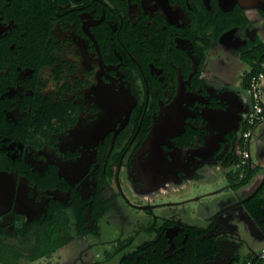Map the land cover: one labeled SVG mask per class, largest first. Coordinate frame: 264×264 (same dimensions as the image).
Wrapping results in <instances>:
<instances>
[{"label": "flooded vegetation", "instance_id": "af4514ba", "mask_svg": "<svg viewBox=\"0 0 264 264\" xmlns=\"http://www.w3.org/2000/svg\"><path fill=\"white\" fill-rule=\"evenodd\" d=\"M263 41L264 0H0V241L30 264H245L230 219L264 226V127L243 135ZM214 176L198 226L206 193L160 198ZM59 220L68 240L33 258Z\"/></svg>", "mask_w": 264, "mask_h": 264}, {"label": "crops", "instance_id": "0c3cea01", "mask_svg": "<svg viewBox=\"0 0 264 264\" xmlns=\"http://www.w3.org/2000/svg\"><path fill=\"white\" fill-rule=\"evenodd\" d=\"M251 69H252V64H250L248 74L251 71ZM261 127H264V119L259 124L256 125L254 131L257 132L261 130ZM219 178L220 177L214 176L212 179H219ZM208 183L212 184L214 182L209 180ZM250 186H251V183L247 184L245 188H249ZM214 189H217V188H214ZM222 195L223 194L220 195V193H217L215 195L205 196L202 200L194 201L195 202L194 209H189V212L186 213L184 217L185 223L193 227L198 226L201 223H204V219L208 215V212H209L207 205H209V203H211L212 200L214 201L217 198H220ZM210 197L212 198L214 197V198L210 200L209 202L207 199ZM194 210H196L197 212H195ZM214 210H215V206L210 209L211 212ZM244 213H246V216H247L246 218H239V219L236 217L231 218L230 224L233 227H235L237 230L236 234H234L235 238H237L238 236L237 232H238V234L241 237L243 236L246 239L244 243H245V248L247 252V256H246V259H247V258L255 257L257 255V252H259V250L264 246V226L263 225L260 226L256 221H254L253 216L247 210H245ZM244 238H241V240ZM262 264H264V261L262 262Z\"/></svg>", "mask_w": 264, "mask_h": 264}, {"label": "built area", "instance_id": "2783aa9c", "mask_svg": "<svg viewBox=\"0 0 264 264\" xmlns=\"http://www.w3.org/2000/svg\"><path fill=\"white\" fill-rule=\"evenodd\" d=\"M245 94L251 99V108L246 113L245 123L246 129L243 135L248 137L257 124L264 119V60L261 61L259 70L253 73L248 85L245 88ZM249 151L244 148L239 155V159L235 163V167L243 169L248 164ZM264 261V246L259 250L255 257L248 258L245 264H262Z\"/></svg>", "mask_w": 264, "mask_h": 264}, {"label": "trees", "instance_id": "16d2710c", "mask_svg": "<svg viewBox=\"0 0 264 264\" xmlns=\"http://www.w3.org/2000/svg\"><path fill=\"white\" fill-rule=\"evenodd\" d=\"M261 51L256 56H252L249 61L252 64V69L247 75V82L245 87L248 85L250 76L259 70L261 61L264 60V42L261 43ZM66 227V221L59 220L57 223L49 224L46 227V231L42 237L36 241V247L33 248V258L40 256L46 251L50 250V247H47L48 244H53V247L60 246L68 240L67 237L60 235L59 229ZM42 246L43 248H41ZM22 252L20 250L12 249L9 245L0 241V264H16L18 259L21 257Z\"/></svg>", "mask_w": 264, "mask_h": 264}, {"label": "rangeland", "instance_id": "374dc122", "mask_svg": "<svg viewBox=\"0 0 264 264\" xmlns=\"http://www.w3.org/2000/svg\"><path fill=\"white\" fill-rule=\"evenodd\" d=\"M210 181L214 182L212 184L208 183L209 181H195L192 183H188L181 191L165 194L164 196H161V199H167L171 198L173 200L175 199H187L189 197H197L200 196V194L207 193L211 190H215L214 188L218 187L219 185H222L224 180L222 178L219 179H210ZM25 259H20L17 264H30L26 262ZM35 264V263H32Z\"/></svg>", "mask_w": 264, "mask_h": 264}, {"label": "water", "instance_id": "95a60500", "mask_svg": "<svg viewBox=\"0 0 264 264\" xmlns=\"http://www.w3.org/2000/svg\"><path fill=\"white\" fill-rule=\"evenodd\" d=\"M168 157H169V159H170V161L172 160V155L170 154V155H168ZM1 175V174H0ZM1 177V176H0ZM222 191V188H220V189H215V190H211V191H209V192H207L205 195L206 196H211V195H215V194H217V193H220Z\"/></svg>", "mask_w": 264, "mask_h": 264}]
</instances>
